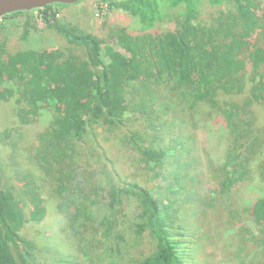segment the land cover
Segmentation results:
<instances>
[{
    "label": "trees",
    "instance_id": "trees-1",
    "mask_svg": "<svg viewBox=\"0 0 264 264\" xmlns=\"http://www.w3.org/2000/svg\"><path fill=\"white\" fill-rule=\"evenodd\" d=\"M101 1L129 17L105 37L69 20L61 3L0 18V100L18 93L23 124L36 122L42 110L52 112L29 153L21 151V136L9 141L12 161L21 156L18 170L28 164L25 172L15 171L18 186L0 153V264H42L51 256L48 242L24 236L30 222H43L48 214L41 193L48 182L69 231L66 244L82 253L76 262L202 264L212 234L194 232V214L202 209L191 202L199 152L192 134L173 130L199 126L209 136L210 115L223 122L227 141L211 190L220 194L224 224L241 223L244 237L238 234L231 245L224 239L212 253L223 263L245 264L252 251L264 258V195L247 205L238 191L251 175L255 181V171L257 186L264 187V160L253 172L250 164L264 147V128L254 126L251 112L256 103L264 108V0ZM206 4L217 13L203 15ZM169 21L174 24L160 26ZM17 26L20 41L50 30L67 45L12 51L8 39ZM248 84L242 103L218 101ZM10 137L8 130L0 132V141ZM118 143L132 148L150 172L140 175L139 181H150L145 187L120 174L131 149H116ZM101 147L105 155L97 154ZM31 165L42 173L34 174ZM199 201L217 207L212 197ZM190 223L193 229L186 230Z\"/></svg>",
    "mask_w": 264,
    "mask_h": 264
},
{
    "label": "rangeland",
    "instance_id": "rangeland-1",
    "mask_svg": "<svg viewBox=\"0 0 264 264\" xmlns=\"http://www.w3.org/2000/svg\"><path fill=\"white\" fill-rule=\"evenodd\" d=\"M66 7H63L62 13L66 15V17L69 20H74L76 22L84 23L85 28L97 34L98 36L105 37L107 36V32L110 28L116 27V26H124L127 25L129 17H126V14L121 9L113 8L109 5L107 1H101V0H81L80 3L71 6L73 4H65ZM205 11L203 15H206L210 12L213 14H216L217 9L216 7H211L210 5H205ZM175 9L170 10V12H173ZM32 15V13L30 14ZM130 23H134L133 20L131 21L130 17ZM172 22H163L160 23V26L166 27L168 25H173ZM21 28L15 27L12 31V33L9 35L8 39V48L12 51L17 50L18 48H40L43 46H47L48 48H57L62 47L63 45H67L65 39H63L62 36L55 33V31L49 32H39L37 34H33L31 38H29L27 41H20L19 35H20ZM110 41V40H108ZM250 87V84H248V88L245 89L242 93L239 94H225L222 93L218 97V101L220 103L224 101H230V102H238L242 103L244 101V98L246 95H248V89ZM16 97H18V93L15 94V96L0 100V132L4 130H8L11 137L7 141H0V153L2 154L5 164V169L8 170V174L12 176L11 181L18 186V181H15V171H22L25 172V167H28V164L25 163L19 170H18V160L21 159V156L16 155L17 162L15 160L12 161L10 158L11 153V145L9 141H17L18 137L21 136V144L25 146V148L22 151V153H29V149L27 146H29L32 142H34L35 137L37 133L43 131L48 126L51 118H52V112H48L49 110L45 109L41 111V114L38 115V120L36 122L31 123H21L18 118V104L17 101H15ZM204 106H206V111H211V108L203 103ZM251 112L252 116L255 119V127L264 128V108L262 107V104H253L251 106ZM166 118L173 117V114H165ZM207 125L210 128V134L207 135L206 131L203 128L198 127H189L186 128L183 125H180L177 128H174L173 132L175 134H186L190 133L194 137V143L196 150L198 153V163L196 164V170L193 171V173H196V175L193 174L194 180L192 182L193 187L191 188L194 190V195H192V203L199 205L202 207L201 211L198 212V215L194 214V218L196 221V227H194L195 234L203 233L204 231H208L212 234V246L208 244V249L211 250V255L207 256L206 261H200L202 264H235L232 263L229 260L226 263H223L220 260V257H218V253L215 249L212 253V248L215 246L222 245L224 239H226V243H229L231 245L232 241H235L237 237L238 242V234L242 237L243 236L240 233L239 225L233 223L231 226H227L224 224L225 215L223 212V203L220 198V194H214L212 192L213 185L215 182H213L212 172L214 173L213 169L218 168L220 165V162L222 160V152L226 145V140L224 134H225V126L223 125V122L218 119L215 115H210L209 120L207 119ZM19 133V134H18ZM221 137V138H219ZM91 145L94 147L93 141H91ZM114 146H112L113 150ZM124 150V149H131L128 153L129 155V161L127 162V168L125 169V172L122 170L121 175L128 174L129 177H131L129 180L136 181L141 186L145 187L150 181L147 180L146 183L139 181L140 175L146 174V169H144V166L139 165V161L136 159L135 151L130 147H123L118 143V146L116 149ZM97 154L105 155L104 148H98L96 149ZM264 160V147H261L259 149V154H257L256 158L250 162L251 166L253 167L251 172L257 167L261 160ZM14 162V163H13ZM108 166L111 168L110 160L109 163H107ZM7 165V166H6ZM31 171L38 175L42 173L41 171L36 169L35 165L30 166ZM257 171L253 172L255 175V181H250V177L245 180L244 182L240 183L238 186V191H240V198L242 199V202L244 204L251 203L255 198L257 199L260 196L264 195V187L257 186L258 183V174ZM132 174L136 175V179L132 177ZM147 174H150V172L147 171ZM252 174V173H251ZM134 175V176H135ZM250 181V182H249ZM20 184V183H19ZM52 185L48 183L42 185V195L46 199V207H47V216L44 219L43 222L40 223H32L30 222L27 225V229H25V237H34L38 242H40V245H43L44 242H48V246L50 248V245L52 247V253L51 256L49 254L45 255L48 259L43 260L42 264H89L85 259H83V262L80 263V261H75V256L78 253L79 259L81 257V251L74 245L67 243L68 240V229L64 228V215H61L58 213L57 207H54L56 204V199L58 198L57 193H54L52 191ZM186 194H180V198L185 197ZM237 195H235L234 198H237ZM214 198L215 202L217 203V207H214L211 205V207H207L206 202L200 203L199 200H206ZM191 204V203H190ZM189 204V205H190ZM201 204V205H200ZM185 203L180 204L179 206H184ZM192 221V220H191ZM232 222V220L230 219ZM186 230L193 229V226L188 224L185 226ZM251 231L256 234L257 231L255 229V225L252 226ZM185 230V231H186ZM48 237H51L49 239ZM201 238V237H200ZM195 239V238H194ZM49 240V241H48ZM59 240V241H58ZM65 241V242H64ZM244 243V242H243ZM202 244V241L200 239L199 245ZM198 245V246H199ZM207 249V250H208ZM220 249V248H219ZM202 251V250H201ZM233 253V251H231ZM254 251H252L251 254L248 255L246 258L245 264H262L264 259L262 255L260 257L253 256ZM204 254V253H203ZM240 255H242L240 253ZM262 257V258H261Z\"/></svg>",
    "mask_w": 264,
    "mask_h": 264
},
{
    "label": "water",
    "instance_id": "water-1",
    "mask_svg": "<svg viewBox=\"0 0 264 264\" xmlns=\"http://www.w3.org/2000/svg\"><path fill=\"white\" fill-rule=\"evenodd\" d=\"M79 1L81 0H0V18L6 14L17 11L43 8L49 4H75Z\"/></svg>",
    "mask_w": 264,
    "mask_h": 264
}]
</instances>
